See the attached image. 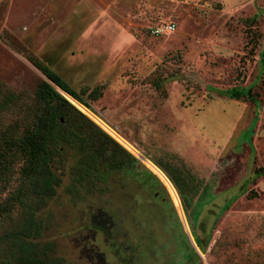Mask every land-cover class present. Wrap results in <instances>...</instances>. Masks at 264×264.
<instances>
[{"label":"rangeland","instance_id":"374dc122","mask_svg":"<svg viewBox=\"0 0 264 264\" xmlns=\"http://www.w3.org/2000/svg\"><path fill=\"white\" fill-rule=\"evenodd\" d=\"M263 50L264 0H0L3 88L29 101L46 80L29 56L77 91L103 86L91 111L54 87L138 161L74 199L69 157L39 243L63 264H264Z\"/></svg>","mask_w":264,"mask_h":264},{"label":"trees","instance_id":"16d2710c","mask_svg":"<svg viewBox=\"0 0 264 264\" xmlns=\"http://www.w3.org/2000/svg\"><path fill=\"white\" fill-rule=\"evenodd\" d=\"M28 60L46 79L39 82L28 102L22 93L0 84V264H63L54 256L51 243H39L45 227L40 212L41 204L56 196L59 170L67 159L74 160L67 188L74 199L105 183L114 171L138 174L134 171L138 161L54 87L91 111L90 102L100 99L103 86L77 91L37 57ZM224 94L253 101L249 89L232 88ZM146 172L148 184L157 187L158 179ZM153 192L156 198L160 196L158 190ZM181 199L186 210L187 203ZM91 219L96 229L110 233L108 215L95 213ZM192 236L198 249L205 252L209 238L204 241L193 231Z\"/></svg>","mask_w":264,"mask_h":264},{"label":"built area","instance_id":"2783aa9c","mask_svg":"<svg viewBox=\"0 0 264 264\" xmlns=\"http://www.w3.org/2000/svg\"><path fill=\"white\" fill-rule=\"evenodd\" d=\"M175 30V25L172 23H161L159 25L153 26L151 28V33L160 36L164 34L173 33Z\"/></svg>","mask_w":264,"mask_h":264},{"label":"water","instance_id":"95a60500","mask_svg":"<svg viewBox=\"0 0 264 264\" xmlns=\"http://www.w3.org/2000/svg\"><path fill=\"white\" fill-rule=\"evenodd\" d=\"M196 248L198 249V247L196 246Z\"/></svg>","mask_w":264,"mask_h":264}]
</instances>
